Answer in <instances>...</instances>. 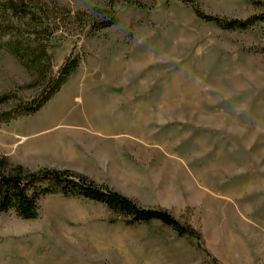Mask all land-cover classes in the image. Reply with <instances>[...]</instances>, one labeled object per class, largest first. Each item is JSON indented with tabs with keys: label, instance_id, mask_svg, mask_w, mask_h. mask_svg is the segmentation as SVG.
I'll return each instance as SVG.
<instances>
[{
	"label": "rangeland",
	"instance_id": "374dc122",
	"mask_svg": "<svg viewBox=\"0 0 264 264\" xmlns=\"http://www.w3.org/2000/svg\"><path fill=\"white\" fill-rule=\"evenodd\" d=\"M71 18L49 40L52 70L75 73L36 113L0 123V154L29 170L68 169L169 211L202 236L51 194L35 219L0 213V264H264V21L225 30L196 17L246 18L264 0H56ZM64 18V16H62ZM0 53V93L28 80ZM23 97L33 95L21 90Z\"/></svg>",
	"mask_w": 264,
	"mask_h": 264
},
{
	"label": "trees",
	"instance_id": "16d2710c",
	"mask_svg": "<svg viewBox=\"0 0 264 264\" xmlns=\"http://www.w3.org/2000/svg\"><path fill=\"white\" fill-rule=\"evenodd\" d=\"M139 5L136 0H126ZM187 1V0H183ZM95 9L104 14L78 11L74 19L87 17L91 31L114 25L117 18L112 9ZM264 7V2H259ZM197 18L225 29H246L257 21H264V13L246 18H226L208 14L193 5ZM64 16V18L62 17ZM71 18L70 10L56 0H0V53L10 55L27 72L26 82L0 93V123L29 116L39 111L77 70L81 58L68 55L57 70H52V53L49 40L57 22ZM30 89L33 95L23 97L19 91ZM84 197L104 204L111 212L125 217L127 224L148 223L157 220L172 229L178 236H190L203 247L202 236L193 227L182 223L169 211L157 207H143L126 195L105 186H99L85 176L68 169L41 167L29 170L24 166L10 165L0 154V213L13 211L22 219H35L39 202L46 195Z\"/></svg>",
	"mask_w": 264,
	"mask_h": 264
}]
</instances>
